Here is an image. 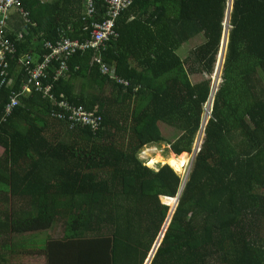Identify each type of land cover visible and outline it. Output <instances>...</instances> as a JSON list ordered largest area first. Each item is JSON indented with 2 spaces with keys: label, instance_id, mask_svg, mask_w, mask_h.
Here are the masks:
<instances>
[{
  "label": "trees",
  "instance_id": "1",
  "mask_svg": "<svg viewBox=\"0 0 264 264\" xmlns=\"http://www.w3.org/2000/svg\"><path fill=\"white\" fill-rule=\"evenodd\" d=\"M95 2L102 21L105 0ZM229 4L135 0L124 9L102 61L127 88L92 62V49L73 54L54 93L101 116L93 131L56 118L59 108L38 92L23 94L6 114L21 91L22 55L44 54L45 41L61 34L89 37L83 0H23L29 33L10 34L14 85L0 89V264H146L183 187L191 162L184 154H193L214 90L213 78L195 84L192 77L215 74ZM198 40L182 58L179 48ZM222 80L152 264H264V0H234ZM162 124L180 133L170 143L175 155L146 165L139 156L165 141Z\"/></svg>",
  "mask_w": 264,
  "mask_h": 264
},
{
  "label": "built area",
  "instance_id": "2",
  "mask_svg": "<svg viewBox=\"0 0 264 264\" xmlns=\"http://www.w3.org/2000/svg\"><path fill=\"white\" fill-rule=\"evenodd\" d=\"M134 2L135 0H105L106 11L103 20L97 21L95 20L97 14L95 0H84L83 18L86 21L90 19V21L83 27V30L89 32V37L71 38L61 34L60 38L55 41H45L47 51L38 55L39 57L32 53L22 55L19 59V67L25 70V74L21 76V91L12 94L5 108L6 114L11 115L19 106L20 97L23 94L38 92L59 108L54 114L56 118L68 119L72 128L90 127L93 131H97L102 124V117L94 111L70 105L66 100L59 101L54 93V85L69 72L67 60L78 51L84 52L90 49L96 52L92 62L100 65L103 74L116 78L119 84H129L128 81L116 76V70L107 67L108 65L102 61V52L107 48L109 38L118 36L114 30L116 18ZM13 13H19L30 21V12L23 8V0H0V89L14 85V78L9 68L10 58L17 52V45L9 34L8 26Z\"/></svg>",
  "mask_w": 264,
  "mask_h": 264
},
{
  "label": "rangeland",
  "instance_id": "3",
  "mask_svg": "<svg viewBox=\"0 0 264 264\" xmlns=\"http://www.w3.org/2000/svg\"><path fill=\"white\" fill-rule=\"evenodd\" d=\"M226 27L227 29L230 30V23L226 22ZM201 40H198V42H190L182 47H180V51H179V54L181 55L182 58H184L186 55H187V52H189V50L193 47V46H196L197 44H200ZM223 48V47H222ZM221 53H222V50H221ZM220 53V55H221ZM221 58V56H220ZM219 62H220V59H219ZM219 62H218V66H217V69H216V72L213 76H209L208 74L206 75H195L192 77V81L193 83H199L201 82L202 80H205L207 78H213V81H214V85L217 83L218 84V87H220V84L222 83V76L218 75V70H219ZM213 110V107L211 106L210 108V105L208 104L207 107H206V114H205V119L206 120H210L211 119V112ZM161 131L165 137V141L164 142H161L159 144H154V145H151V146H146L143 150H142V153L141 155L139 156L140 160L142 162H144L146 165L148 164V162L155 158V159H161V160H166V159H169L171 157V155H175L171 152V149H170V143L174 142L176 139H178V137L180 136V133L175 131V130H172L171 128H168L166 125H161ZM196 144V143H195ZM195 147V145H194ZM4 153V148H2L0 146V155H3ZM179 157V156H178ZM192 159V157H188V160L189 159ZM193 159L191 160L190 164L186 167V169L184 170V173L181 175L182 178H183V181L186 180V177L188 176V173L192 171L193 169ZM159 167H161L160 165L154 167V171H157L159 169ZM166 202V201H165ZM173 205V204H172ZM62 229L61 228H57L55 229V232L54 234H59L61 233ZM48 231H44V232H39V233H35V234H26V235H22L20 238H26V237H42V235H47ZM3 241H4V238L3 237H0V246L1 244H3ZM22 261L24 262H29V263H34L37 261V259H29V258H22L21 259Z\"/></svg>",
  "mask_w": 264,
  "mask_h": 264
},
{
  "label": "water",
  "instance_id": "4",
  "mask_svg": "<svg viewBox=\"0 0 264 264\" xmlns=\"http://www.w3.org/2000/svg\"><path fill=\"white\" fill-rule=\"evenodd\" d=\"M233 9H234V0H230V4H229V11H228V19H227V22L230 23L231 22V18H232V12H233ZM229 44H230V30L229 29H226V33H225V36H224V42H223V48H222V53H221V58H220V62H219V70H218V75L222 76L223 77V74H224V66H225V62H226V56H227V53H228V49H229ZM218 91V84L216 83L214 85V90H213V93H212V97L210 99V102H209V105H210V108L211 106L214 108L215 106V100H216V93ZM212 113V112H211ZM208 122L209 120H206L205 119V122H203V126L201 128V131L197 137V140H196V144H195V147L193 149V154H184V155H189L192 157L193 159V163L195 161V158L197 157L198 153H199V148L201 146V143H202V140H203V137H205V130H206V126L208 125ZM191 159V160H192ZM189 176H190V172L188 173V176L186 177V180L184 181V184H183V187L181 188L178 196L176 197V201L173 205H171V209H170V213H169V216L164 224V227L159 235V239H158V242L152 252V254H150L146 264H152L153 263V260L155 259V256L158 252V248L160 246V244L162 243L163 241V237L166 233V230L172 220V217H173V214L179 204V201H180V196L182 194V191L189 179Z\"/></svg>",
  "mask_w": 264,
  "mask_h": 264
},
{
  "label": "crops",
  "instance_id": "5",
  "mask_svg": "<svg viewBox=\"0 0 264 264\" xmlns=\"http://www.w3.org/2000/svg\"><path fill=\"white\" fill-rule=\"evenodd\" d=\"M41 2H42V4L43 5H46V4H50V3H52L53 2V0H41ZM26 22H29L28 20H26V19H24L19 13H13L12 15H11V18H10V21H9V34H14V35H16L17 37H22V36H25V34H28L29 33V31H28V28H26ZM37 24V23H36ZM25 28V29H24ZM43 35H45V31H41L40 32V35H39V37L40 36H43ZM69 36V35H68ZM70 37V36H69ZM111 37H116V36H111ZM111 37L109 38V40L111 39ZM82 39V38H81ZM37 40H39V38L37 39ZM109 40H108V42H107V45H108V43H109ZM107 48H108V46H107ZM107 48L104 50V51H106L107 50ZM104 51L102 52V56H104L103 55V53H104ZM36 56H38V54H35ZM94 55H96V52L94 51ZM94 55H93V57H94ZM39 57V56H38ZM93 59V58H92ZM127 81V80H126ZM128 85H123V84H121V86H123V87H125V88H127V87H129L130 86V82L128 81ZM4 154V153H3ZM2 155H0V157H1ZM48 234V233H47ZM60 234V233H59ZM46 235V234H45Z\"/></svg>",
  "mask_w": 264,
  "mask_h": 264
},
{
  "label": "clouds",
  "instance_id": "6",
  "mask_svg": "<svg viewBox=\"0 0 264 264\" xmlns=\"http://www.w3.org/2000/svg\"><path fill=\"white\" fill-rule=\"evenodd\" d=\"M23 8H24V6H23ZM25 9V8H24ZM26 11V10H25ZM24 18V17H23ZM25 19V18H24ZM26 20H28V19H26ZM29 21V20H28ZM29 22H31V13H30V21ZM226 29H227V27H226ZM108 46V45H107ZM212 114V113H211Z\"/></svg>",
  "mask_w": 264,
  "mask_h": 264
},
{
  "label": "bare ground",
  "instance_id": "7",
  "mask_svg": "<svg viewBox=\"0 0 264 264\" xmlns=\"http://www.w3.org/2000/svg\"><path fill=\"white\" fill-rule=\"evenodd\" d=\"M83 3H84V0H83ZM96 3V2H95ZM182 195V194H181ZM180 199V198H179Z\"/></svg>",
  "mask_w": 264,
  "mask_h": 264
}]
</instances>
